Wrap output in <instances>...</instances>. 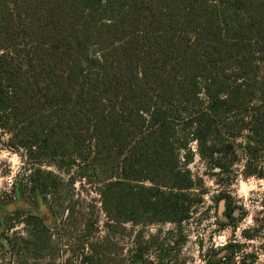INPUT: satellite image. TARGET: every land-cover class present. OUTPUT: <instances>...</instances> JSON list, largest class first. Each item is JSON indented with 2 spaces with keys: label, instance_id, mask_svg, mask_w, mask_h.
Instances as JSON below:
<instances>
[{
  "label": "trees",
  "instance_id": "trees-1",
  "mask_svg": "<svg viewBox=\"0 0 264 264\" xmlns=\"http://www.w3.org/2000/svg\"><path fill=\"white\" fill-rule=\"evenodd\" d=\"M0 130L38 164L31 190L58 193L43 169L55 166L99 184L121 228L181 226L207 193L188 167L196 152L213 175L242 164L264 180V0H0ZM217 200L236 226L240 207ZM261 206L249 241L264 235ZM160 238L141 231L131 264L152 247L169 264ZM92 248L83 262L104 253ZM223 250L209 264L258 262L243 243Z\"/></svg>",
  "mask_w": 264,
  "mask_h": 264
},
{
  "label": "rangeland",
  "instance_id": "rangeland-1",
  "mask_svg": "<svg viewBox=\"0 0 264 264\" xmlns=\"http://www.w3.org/2000/svg\"><path fill=\"white\" fill-rule=\"evenodd\" d=\"M7 140L0 130V229L4 230L0 264H131V251L141 231L146 239L153 235H160V242L169 238L161 263L209 264L227 253L218 249L235 242L244 244L245 253H256L257 264L264 263V249L260 248L264 235L251 241L243 235L260 215L264 180L244 176L242 164L234 166L229 176L213 175L194 148L196 154L188 167L194 177L203 180L207 193L191 218L181 226H134L129 222L121 228L118 220L111 221L104 213L99 184L82 180L72 184L65 172L46 165L44 170L62 178L61 190H31L28 177L38 164L32 165L23 152L8 148ZM221 193H229L233 205L240 207L236 216L242 218L236 226L226 224L227 208L223 200H217ZM92 246L104 253L98 261L85 263L83 253L90 255ZM148 255L146 264H158L159 248L152 247ZM239 258L234 264H240Z\"/></svg>",
  "mask_w": 264,
  "mask_h": 264
},
{
  "label": "flooded vegetation",
  "instance_id": "flooded-vegetation-1",
  "mask_svg": "<svg viewBox=\"0 0 264 264\" xmlns=\"http://www.w3.org/2000/svg\"><path fill=\"white\" fill-rule=\"evenodd\" d=\"M4 230L0 229V234L3 232Z\"/></svg>",
  "mask_w": 264,
  "mask_h": 264
},
{
  "label": "clouds",
  "instance_id": "clouds-1",
  "mask_svg": "<svg viewBox=\"0 0 264 264\" xmlns=\"http://www.w3.org/2000/svg\"><path fill=\"white\" fill-rule=\"evenodd\" d=\"M261 259H264V256H262Z\"/></svg>",
  "mask_w": 264,
  "mask_h": 264
}]
</instances>
